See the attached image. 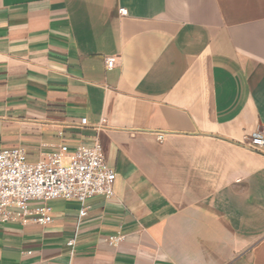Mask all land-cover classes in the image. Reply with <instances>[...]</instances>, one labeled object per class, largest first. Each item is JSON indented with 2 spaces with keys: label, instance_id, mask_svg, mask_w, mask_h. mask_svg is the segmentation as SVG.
I'll return each instance as SVG.
<instances>
[{
  "label": "crops",
  "instance_id": "crops-1",
  "mask_svg": "<svg viewBox=\"0 0 264 264\" xmlns=\"http://www.w3.org/2000/svg\"><path fill=\"white\" fill-rule=\"evenodd\" d=\"M260 123L264 0H0V151L98 142L116 174L82 219L0 224V264H264Z\"/></svg>",
  "mask_w": 264,
  "mask_h": 264
},
{
  "label": "built area",
  "instance_id": "built-area-1",
  "mask_svg": "<svg viewBox=\"0 0 264 264\" xmlns=\"http://www.w3.org/2000/svg\"><path fill=\"white\" fill-rule=\"evenodd\" d=\"M121 16L127 10L119 9ZM116 59L106 58L107 70L114 68ZM85 124V120H81ZM162 136L157 140L161 142ZM246 148L264 154V123L243 139ZM115 172L105 163L102 147L95 142L70 151L62 145L57 151L30 162L23 148L0 151V224L19 223L45 226L51 223L50 203L73 201L80 205L79 219L86 216V201L101 196L114 197ZM123 237H109L114 245ZM75 240L68 241L74 246Z\"/></svg>",
  "mask_w": 264,
  "mask_h": 264
},
{
  "label": "rangeland",
  "instance_id": "rangeland-1",
  "mask_svg": "<svg viewBox=\"0 0 264 264\" xmlns=\"http://www.w3.org/2000/svg\"><path fill=\"white\" fill-rule=\"evenodd\" d=\"M29 161H30V162H35V160H34V159H33V160L31 159V160H29ZM52 203H54V202H51V203H50V205H51Z\"/></svg>",
  "mask_w": 264,
  "mask_h": 264
}]
</instances>
